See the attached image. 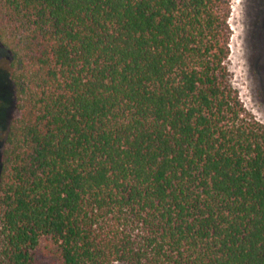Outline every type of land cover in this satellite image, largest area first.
<instances>
[{
  "label": "trees",
  "instance_id": "1",
  "mask_svg": "<svg viewBox=\"0 0 264 264\" xmlns=\"http://www.w3.org/2000/svg\"><path fill=\"white\" fill-rule=\"evenodd\" d=\"M230 11L0 0V264H264V122L231 83Z\"/></svg>",
  "mask_w": 264,
  "mask_h": 264
},
{
  "label": "rangeland",
  "instance_id": "2",
  "mask_svg": "<svg viewBox=\"0 0 264 264\" xmlns=\"http://www.w3.org/2000/svg\"><path fill=\"white\" fill-rule=\"evenodd\" d=\"M228 22L231 83L246 109L264 122V0H231ZM9 63L0 45V156L9 123L17 116Z\"/></svg>",
  "mask_w": 264,
  "mask_h": 264
}]
</instances>
